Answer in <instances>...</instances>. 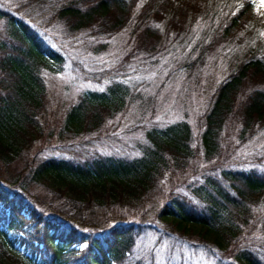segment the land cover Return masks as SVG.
<instances>
[{
  "label": "trees",
  "instance_id": "obj_1",
  "mask_svg": "<svg viewBox=\"0 0 264 264\" xmlns=\"http://www.w3.org/2000/svg\"><path fill=\"white\" fill-rule=\"evenodd\" d=\"M14 1L0 4V264H156L162 249L264 264V165L232 157L264 131L263 43L228 67L194 126L152 122L127 150L89 148L105 144L109 119L131 106L136 87L126 80L155 64L187 20L211 21L202 51L212 50L264 29L258 0ZM125 30L128 49L105 70L69 54L80 44L104 50ZM68 64L103 87L82 91L54 124L44 79Z\"/></svg>",
  "mask_w": 264,
  "mask_h": 264
},
{
  "label": "rangeland",
  "instance_id": "obj_2",
  "mask_svg": "<svg viewBox=\"0 0 264 264\" xmlns=\"http://www.w3.org/2000/svg\"><path fill=\"white\" fill-rule=\"evenodd\" d=\"M1 1L9 4L15 2L0 0V4H2ZM189 22L190 20L186 21L185 30L175 41L156 56L155 64L142 66L136 76L126 80L128 83L129 81L134 83L136 87V95L131 106L118 117L109 119L111 132L110 137L105 139L106 143L103 145L94 143L89 148L103 153L116 149L127 150L133 144V140L143 137L142 126L152 122L163 125L185 120L194 126L197 113L202 110L215 86L227 74L228 67L234 64L248 45H257L258 41L264 44V29L250 28L251 34H247L246 29L241 30L232 41L222 42L212 50L202 51L203 46L212 36L211 21L208 18L203 19L200 15L192 24ZM217 23L218 19L213 22V25ZM127 39L128 31L125 30L107 40L108 45L104 50H89L82 44L67 46V48L70 49L71 57L79 58L87 69L102 71L112 66L125 54L128 49L124 47L127 46ZM97 43L99 42L94 45ZM139 83L141 85H138ZM44 84L45 116L54 124L63 118L67 105L82 91L103 87V84L97 81L82 80L70 69V64L66 65L63 71L47 75ZM112 136L117 139H112L111 142ZM38 147L34 145L31 148L32 152H36ZM232 157H236L237 164L242 167L251 164L263 166L264 131L240 147H236ZM188 173V169L184 173L178 171L166 187L178 184ZM15 248L25 252L18 242ZM157 254L159 257H156V264H207L202 257L190 256L187 252H183V256H180L178 250L162 249ZM139 255L137 253L136 257ZM131 264L135 263L131 262ZM141 264H149L146 256L142 258Z\"/></svg>",
  "mask_w": 264,
  "mask_h": 264
},
{
  "label": "snow or ice",
  "instance_id": "obj_3",
  "mask_svg": "<svg viewBox=\"0 0 264 264\" xmlns=\"http://www.w3.org/2000/svg\"><path fill=\"white\" fill-rule=\"evenodd\" d=\"M258 6L264 8V0H258Z\"/></svg>",
  "mask_w": 264,
  "mask_h": 264
}]
</instances>
